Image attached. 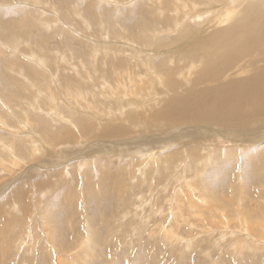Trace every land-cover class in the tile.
I'll return each instance as SVG.
<instances>
[{"label":"bare ground","instance_id":"1","mask_svg":"<svg viewBox=\"0 0 264 264\" xmlns=\"http://www.w3.org/2000/svg\"><path fill=\"white\" fill-rule=\"evenodd\" d=\"M203 1L206 2L207 8H210V12H208V10H207L208 13H205L198 6V4L200 6H202ZM224 1H226V0H192V4L190 3L192 6L190 8H188L187 4H185V3L182 4L183 6L179 3L180 6L175 7V5L171 2V0L160 1V3H158V4L154 3L153 7L158 8V9H156L157 11L165 12L164 17L167 16V20L165 21V23H163V24H165L166 29H167L165 31H167V34H170L169 39L163 37V40L166 39V43H164V46H168L167 49L162 48V46L156 47V46H154L153 43H151V41H157L160 38H162V36H157V34H158L157 30L158 29L155 26H151V23L153 21L151 19V17H150L151 20H147V21L137 20L138 25L135 26L132 30L134 31V30L138 29L137 30L138 32H142L141 36H140L142 40L140 41L141 48L138 47L135 50L137 52L141 53L142 55L144 53L143 63H145V65L147 64L148 66H150L151 71L154 73L152 75H155V80L158 83L163 84L164 89L161 90V93H162V95H166L162 99L155 101V102H157L155 105L149 104V105L144 106L142 104V102H136L135 100L129 101L128 103L125 102L126 105H123L120 102L121 103L120 106L121 105L122 106L120 107V110H117V114H118V117L120 118V120L119 119L113 120V121H115V122H113L112 120H110V117H106L108 120H106L105 123L98 124L97 126L95 124H93V122H90V121L83 119L82 114H81L82 117L76 116L74 118V116H73L74 120H72L71 119L72 117L71 118L69 117L70 119H67V118H65L66 116L63 117V116H60L59 114L57 115V112L56 113L54 112L56 114V116L58 117L57 120H60L61 122H64V123H67V127L62 128V129H64L62 131H60V130L54 131L52 129L45 131V135L46 134H52L55 142L58 141L57 144H59V143H66V142L75 143V142H73L75 140V138H89V139H91L93 137H97V138L103 137V139L104 138L106 139V138H110V137L114 138V137L124 136L129 132V130L126 129V127L128 126L127 124H129V127H131V126L133 127V125L141 126V129H145L146 133L148 132L147 133L148 136L143 137L144 140L141 139L139 142H136L134 140L133 143H131L132 144L131 146H129V145L125 146L129 150H126L124 152L127 154L129 152H130V154L135 153L136 157H133V158H138L141 161V162H139V163H141V165H139V166H142L141 168H138L139 166L137 167V170H136V168H134V166L136 167L137 165H134V159H133L130 162L131 163L130 168L125 169L126 170L125 173L123 171V173L115 174L114 169H113V171L112 170L108 171L107 167L106 168L104 167L106 165L105 162H101V160L95 161V160H93L94 158L89 159L90 155L88 154V151H89L88 149L91 148V146L88 148V147H86L85 144L81 145V146H83V149L85 148L84 149L85 151L82 150L80 152H77L78 155L77 154H75V155H77V158L78 157L80 158L82 154L85 156L83 158L77 159L75 155L71 156V154H69L70 153L69 151H68L69 153H66L67 155L62 153V151L57 153L59 150H54V149H52L46 145H43V147L41 146V148H40V147H38V143L30 140V141H32L31 149L34 151V152H32L33 153L32 156L34 157V155L39 154L40 159H42V161L45 158V161H43V163L40 164L42 167L43 166L49 167L50 168L49 172L53 171V173L55 175H57L59 173L60 176L62 174H65L66 176H69V177L71 176L70 181L71 180L73 181L74 178H75V181H77L78 180L77 178H79V177L76 178L75 174H77V176H78V173H79L78 170L84 169L83 175L86 176V180H85L87 182L86 191H87V194L89 193L88 195H90L89 198H91V199L94 198L93 200H97V196L101 193L102 194L101 199L105 200V201L108 200V202H111V206L114 203V200L116 199L117 195L122 194V189H125V187L126 188H132L133 187L131 184H132V181H135L134 179L136 178V176L138 178V176L140 175L141 178H144V180H145V177H151V176L153 177V173H151L152 174L151 176L149 175L150 173L149 174L147 173L149 170L152 172L153 167H155V170H156V168L161 167V168H164L165 170L169 171L170 173H173V174H170L171 176H169V177L174 178V176L176 175L174 180L176 183L181 181V183H179V185L181 184V187L183 185H186V184L188 185V186L186 185V191L185 192H184L183 188H181V187L178 190V192H173V194H171L172 198L170 197L167 200L168 202L166 204V202L163 201L164 199L161 198L160 194H162L165 191L167 192V190L169 188L165 189V187L163 186L164 190H162L159 187L160 190L155 191L156 193H154L153 191L156 190L158 187L157 186L150 187L153 184V182H150V183H148V188L149 187L151 188L149 190V192H150L149 198L150 199L148 198L150 201L148 203H144L142 205L144 207V209L142 208V211L129 210V212H127V213L125 212L123 215H121L120 220H119L120 227L115 232L118 233L119 230H121L122 227H124L126 224L129 227L133 226L136 229V232L138 233V235L135 233L133 235L134 238H132V237L130 238L129 244L135 245L137 240H138L137 244L140 245V249L145 250V253L143 255L138 253L139 261L136 264H175L174 262H172L174 257L170 251L167 250L166 255L159 253L158 250H160V249L157 246L162 245V244H158V242L155 241L156 242L155 244L157 246H154L155 244H153L152 241L144 239L145 237H148L149 239H153L155 237V240H158L160 238V236L161 237L163 236V238L167 242L166 245L169 247H172V248H175V246H177V245H174L175 244L174 242L180 243L179 239H182L183 237L181 236L180 231H178L179 233L175 231L176 227H174V229H173L170 226V230L167 231V230L162 229L163 231H161V229H160L161 226H159V224H158L160 221H158L157 219L162 218V217H164V219H161L160 224H162V222L164 223L165 220L167 221V219L172 220L171 218H176L178 227H179V225L188 226L192 229L197 228V226L199 227L198 232H201V234L202 233L203 234L202 235L197 234V233L194 234V232H193L194 230H192L186 238L184 237L182 239V240H185V242L180 240L182 243L185 244V245H182V247L185 246V247L189 248V247H191L192 243H194L195 248L197 249V245L199 243L204 242L207 239H211V238L214 239V241H212V242H214V244H213L214 249H216V252L218 254L220 253V255H221L220 259L218 260L219 264H234V262L236 263V261H234V262L232 261L231 263L227 262V258H226L227 255H225L226 251L224 250L225 248L231 249V250H229V252L230 253L233 252V254L235 256L238 253L240 254V253H244L246 251L247 252L255 251V250H257V248L260 247L259 246L260 244H264V240L263 241L257 240L258 236H260V237L264 236V231H262V230H264V225H263L264 224V215L262 216V213H264V203L261 202L259 204V207H258V208H260L259 214H257L255 212L253 215L251 208H249V202L251 201V199L255 195V193H250L249 191H247V189L245 187V184H246L245 180L248 179L247 176H249V174L252 176V174L254 173V178L260 179L261 177H263V179H264V0H228V2H226V3ZM176 2H177V0H176ZM2 3L5 4V2H2ZM215 3H216V6H214ZM220 3H223V4H220ZM94 7L92 4H88V5L84 6V9L86 11H88L90 15H93V13L95 12ZM135 8H136V10L138 9L142 13H145L146 15H153L156 11L154 8L151 10L149 8H145V6L143 4H140L138 6V8H137V6ZM183 8H186L189 10H185V9L182 10ZM10 12H11V10H10ZM78 12L79 11H77V12L75 11L74 13L78 14ZM184 12H185V14H184ZM143 16H144V14H143ZM68 17H71V16L68 15ZM1 19L4 20V26H7L8 23H10L11 30H9L10 32H6L5 35H12L13 33L17 34L19 32V29L16 28V30H15L14 26L17 24L18 21L25 22V20H21V19H18V17H14V15H11V13H7V14L0 13V20ZM41 20H42L41 23L46 24L43 19H41ZM35 21L39 25V20H35ZM143 22L145 25L143 27H140V24H143ZM125 23H128L127 25L129 26V25H131L132 21L126 20ZM133 23H136V22L134 21ZM33 24H34V21H33ZM38 25L35 24V26H36L35 29H38L39 31L44 29L45 25L44 26L39 25V27L37 28ZM73 25H75V24H73ZM54 27H52V29ZM25 28H26V26H24L23 31H20V33H22V34L25 32L30 33V32H32V30H35V29H30V28L25 29ZM63 28L64 27L62 26V29L58 30V31L65 32L66 30H64ZM171 31H173V32H171ZM44 32H46V31H44ZM162 33L163 32H161L160 34H162ZM72 40L74 43H78V41L74 37L72 38ZM24 43H25V41H24ZM30 44H31V42H30ZM20 46H21V44H20ZM20 46H19V48H20ZM145 47H147V48H145ZM149 47H152V48H149ZM15 48H17V47H15ZM107 50H109V48ZM103 52H104V50H103ZM110 52H112L111 54H113V50L112 51L110 50ZM101 54H102V52H101ZM102 55H104V53ZM155 55L158 56L157 61L153 60L155 58L152 59V57ZM21 56H23V55H21ZM17 57H18V55H17ZM99 57H100V54H99ZM1 59H3V58H1ZM105 59H106V57H105ZM112 59H113V57H112ZM107 60H111V58L110 59L108 58ZM113 60H116V59H113ZM101 61H102V57H101ZM103 61H104V59H103ZM137 61H135V62L137 64H139V62H137ZM115 63H117V62L115 61ZM124 63H125V61H124ZM102 64H100V65H102ZM137 64H136V66H138ZM126 65H127V63H126ZM22 66H23V64H22ZM24 66H27V65H24ZM29 66H30V63H29ZM110 66H113V65L110 64ZM84 67H87V66H84ZM96 67L98 68V66H96ZM96 67H94V68H96ZM129 67L130 66H127L126 69ZM138 67H140V66H138ZM101 68H103V66H101ZM131 68H132V66H131ZM110 69H112V68H110ZM143 69L145 70V68H143ZM20 70H22V69H20ZM32 70L34 73V77L39 80V89L36 86H34L35 94H39V97H43L44 99L46 98L49 100V98H47L48 92L46 91L45 87L42 86L43 85V80H42L43 77L42 76L44 74L43 73L44 70L43 69L39 70L36 68H33ZM104 70H107V69L104 68ZM147 70H148V67H147ZM28 71H30V70H28ZM113 71H115V70H113ZM113 71L111 70L110 73L111 72L113 73ZM20 73H22V72H20ZM99 73L102 74L101 72H99ZM104 74H106V73H104ZM21 75L23 76V74H19L18 77L20 78ZM48 76L50 77V80H51L52 76L51 75H48ZM48 76H47V78H48ZM114 76H116V75H114ZM117 76H119V75H117ZM21 78H22V80L24 79L23 77H21ZM45 78L46 77H44V80H45ZM103 78H101V79H103ZM26 79L24 81H26ZM109 79L104 78L103 80H106V82L105 81L104 82L106 84H109V82L111 81V80L109 81ZM119 79H117L118 81L115 79L116 82H118L117 84H119ZM141 79L143 80V77ZM147 80H149V79H147ZM129 81H130V79H129ZM52 82H55V81H52ZM149 82H151V81L149 80ZM49 83L51 85V82H49ZM141 83H143V82H141ZM146 83H147V81L145 82V84ZM44 85H46V83ZM30 86L32 88V85H30ZM127 86H128V84H127ZM132 86H134V85H132ZM139 87H140V85H139ZM141 87H143V86H141ZM130 89H131V87L128 88L129 91H131ZM132 90H134V89H132ZM44 91L46 92L45 95H44V93H45ZM148 91H150V89H148ZM66 92L68 93V91H66ZM134 92H135V90L133 91V93ZM115 93H117V91ZM154 93L155 94L158 93V90L155 89L154 92H153V90L150 91L148 93V95L144 96V98L150 97V98H152V100H154L156 98V97H154ZM79 94H80V91H79ZM117 94H119V93H117ZM126 94H129V93H126ZM73 97L75 98V96H73ZM79 98H80V96H79ZM157 98H159V97H157ZM82 99H83V97H82ZM135 99H136V96H135ZM0 100L5 104V107L9 110V112L13 113L12 112L13 110L9 107V105L5 101H3L4 99L0 98ZM129 100H131V99H129ZM149 100H151V99H149ZM126 101H128V99ZM139 101H141V100H139ZM143 102H144V100H143ZM42 103H44V102H42ZM145 103H146V101H145ZM148 103H149V101H148ZM86 105H87V103H86ZM86 105H84V106H86ZM88 108H89V106H88ZM38 109L40 111H42V109L40 107ZM64 111H63V113H64ZM4 112H6V111H4ZM95 112H96V110H95ZM2 113H3V111H0V130L1 131L2 130L9 131V133H8L9 135L17 136V135H15V132L10 131L11 128L10 129L8 128L10 126H7L6 121L4 119H2V117H1ZM52 113L53 112H51V115H52ZM112 113L116 116L115 112H112ZM55 114H54V116H55ZM98 114H100V113H98ZM70 115H71V113H70ZM56 116H55V118H56ZM116 118H117V116H116ZM114 119H115V117H114ZM33 120H35V119H33ZM124 121L127 123H124ZM49 122H51V121H49ZM31 123H33V122H31ZM57 123H58V121H57ZM64 123L61 124V125H63L62 127H64V125H65ZM17 124H18V122H17ZM31 125H33V124H31ZM154 125H159V127L157 128ZM160 125H162V126H160ZM51 126H53V125H51ZM179 126H182V127H179ZM25 127H27V126H25ZM46 127H47V125H46ZM72 127H75V129L77 127V129L79 130V132L82 136H80V137L77 136L79 132L77 133V135L74 134L73 132H71L72 129H74ZM154 128H157V130L160 128H164V129L162 130V132H160L158 134L157 132L152 131ZM177 129H179V130L176 131ZM179 131H182L181 133H183L184 135L181 134ZM32 133H33V131H32ZM27 134H29V132L27 131V128H25V130H21V132L18 134V136L22 135L24 138ZM45 135H43V137H45ZM162 135H164V136H162ZM63 136H65V137L63 138ZM43 137L40 136V140L44 139ZM32 138L30 137V139H32ZM158 138H160L159 141H157ZM186 138H188V139L186 140ZM14 139L15 138H13L12 142H11V144L13 143L12 148L9 147L11 144L10 145L8 144L9 146H7L1 142L0 145L3 146L5 151H7L6 154L9 157H11L12 160L20 162L21 158H17L18 156L16 157V152H17V150L24 149L23 144L21 143L22 141L17 142L15 140L16 141L15 142ZM129 140H130V138H129ZM28 141H29V139H28ZM158 142L162 143L163 145L162 146L159 145ZM149 143H151V144H149ZM204 143H210L213 145V147H201L200 144H204ZM96 144H98V143H96ZM117 144H121V143H117ZM111 145H112V143H111ZM123 145H126V142H124ZM76 146H72V147H76ZM142 146H144V147H142ZM73 149H76V148H73ZM117 149H119V148H117ZM106 152H108V151H106ZM59 154H61V155L59 156ZM213 155H216V156L213 157ZM61 156L65 157V158H63V162L61 159L58 160V158ZM74 157L76 158L75 161H73ZM47 158H48V160H46ZM49 159H51V161ZM214 159L215 160L219 159L221 161H223L224 159H230L229 165H233L236 167L240 166V168L242 166V168H243L241 175H239V174L236 175V182H235L233 189H232L233 194L231 196L230 201L227 203L224 202V199H220L218 194L217 195L214 194V192H212L210 190V188L208 187L207 183H205V181L203 182V180H205V179H203V178L201 179V177H200V173L202 172V166L201 165H203L204 162H207L208 160L213 161ZM48 161H50V162H48ZM64 161L69 162L70 167L68 166L69 164L67 162H64ZM5 162L7 163V161H5ZM8 163H9V161H8ZM88 163H89L90 167L85 169V165ZM9 164H11V163H9ZM34 166L36 168H38V170H39V168H41V166L40 167H37V165H34ZM87 167H88V165H87ZM97 167H99L100 170L97 171ZM148 167H150V168H148ZM15 168H16V166L14 168H10V169L12 170ZM32 168L33 167L31 166V168H28V170H30ZM36 168H35V171H36ZM161 168H160V171H161ZM134 169H135V171H134ZM192 169L194 170L193 175H194L196 182H194L195 180L194 181L192 180L193 183L189 184L190 182L188 181L189 180L188 178L191 176L187 175V171L188 170L191 171ZM8 170H9V168H8ZM9 172H10V170H9ZM28 173H29V171H28ZM94 173L97 174V176H98L97 185H94L93 182H91V178L94 175ZM23 176H21V178ZM40 176L39 175L37 177L35 176V180H34L36 182L35 185H36V188L38 190L36 195H35L37 197H39V195H42L39 192L45 191L47 188V185H48L47 184L48 179L43 180ZM124 176L128 179V180L126 179V182L124 180H121ZM30 177H29V180H30ZM132 177H134V178H132ZM155 177H157V176H155ZM21 178L19 177V179H21ZM141 178L139 177L138 180ZM19 179H15V180L11 179L13 181L12 182L9 181V183L10 182L11 183L6 185V186H8V187L10 185L12 186V184H14V182L19 180ZM1 180L2 179L0 178V181ZM154 182H155V180H154ZM16 183L19 184V185L17 184L19 187L17 189L13 190V192H14L13 196L12 195L10 196V194L8 196H10L11 202L14 200L24 201V207L26 206V209L22 208V206H23L22 204H21L22 206L20 205V203L22 201L19 202V204H11V202H10V205H12V208L10 206L9 210H11L12 212L13 211L15 212V213L13 212V214L11 213L12 215L17 214V210L24 211V210L28 209L27 205H26V193L27 192H26V189L24 187L25 185L24 184L21 185L19 183V181ZM75 184L77 186L76 182H75ZM114 184H117V189L115 188ZM92 185H94L93 187H95L94 190H93ZM128 185H129V187H128ZM167 185L169 187H171L169 185V183ZM8 187H5V188L8 189ZM78 187H76V188H78ZM113 189H114V191H113ZM1 190H4V188H1ZM13 192L11 191V194ZM96 192L99 194H96ZM78 194H79V192H78ZM78 194H76V195H78ZM152 196L154 199L151 198ZM37 197H34V198H37ZM118 198H119V196H118ZM139 198H141V197H139ZM221 198H223V197L221 196ZM37 199H39V198H37ZM38 202H39V200H38ZM108 202H107V204H108ZM93 203H94V201H93ZM154 203H155V206H154ZM146 204H148V206H146ZM13 205H15L16 209L13 208L14 207ZM202 205H204V207H203L204 209H201ZM93 206H95V208H96L95 203L93 204ZM107 206H105L103 209L106 212V214L108 212V209L106 208ZM131 207H133V206H131ZM207 208L210 210V212L216 213V215L211 214V215H209V218L206 220L210 219L209 220L210 223H212L214 225L221 226L222 227L221 230H218V228H217L216 230H213V231L211 230L210 231L211 233H210L209 232L210 229L208 230L207 227H212V226L206 225V226H203V228L201 229L204 220H202L198 224H196V222L192 221V219L197 218L199 216V214H204V210ZM139 209H140V206H139ZM149 209H151L152 211H148ZM26 212L27 211H25V213ZM207 212H209V211L207 210ZM98 213H100V211ZM217 214H219V215L217 216ZM113 215H111V216H113ZM157 215H160V216H157ZM220 215H222L223 217H221ZM169 216H172V217H169ZM135 217H136V219H135ZM43 218H45V217H43ZM109 219H110V217H109ZM109 219L106 217L104 218V222L107 225V226L105 225L104 229H106L107 231L110 232V226H109L110 224H107V223H110L108 221ZM125 219H127L128 222L123 226L122 220L124 221ZM217 219H218V221H217ZM106 220H107V222H106ZM153 220H154V223H153ZM91 221L95 222L94 216H92L90 218L88 223H91ZM147 222L149 223V225H152V224L156 225V226L151 227V231L148 235L146 234ZM169 223H166V224L168 225ZM46 225H47V222H44L42 224V227L44 228V227H46ZM49 229H50V231L45 230V232H47V234L45 236L43 234V236H44L43 242H44V244H46L44 246V249L52 248V251H50L51 252L50 257H49L50 261L48 263L46 262L43 264H70L72 260H70L69 257L67 259L65 253L69 252L68 250H71V249L68 248L69 246L66 243H65V246H63V244L57 245L55 243V241L57 240V236H58L57 231L58 230L53 226ZM85 229H86L85 232L82 233V237H79L77 239L78 243L76 241L77 245H75V247L80 246L82 249H84L83 257H81V259L79 260V261H81L80 263L81 264H91L87 258L91 257L92 259H95V256L97 255L96 251H95L97 249V248L95 249L96 238L97 239L101 238L99 242H101L102 245H107L111 241H109V239L107 240L108 237L103 238L102 234L100 235V238H98V233L97 232L95 233L92 230V228L89 226V224L87 225V227L85 226ZM203 229L206 230V232L202 231ZM37 230H38V227L33 225L32 231L27 229L25 232H23V234H25V235L19 241V245H22V248L25 247L26 243L30 239L29 237L32 236L31 234H33V236H35V233L37 232ZM70 230H71L70 234L68 233L69 231L64 232L65 237L66 236H69V238L74 237L73 232H72L73 229H70ZM157 232L160 233V236H158ZM111 235L113 236V234H111ZM43 236H42V238H43ZM106 236H108V235H106ZM157 236H158V238L156 239ZM224 236H228L229 238L226 240H223ZM137 237H138V239H136ZM250 237L254 238L256 240V242H254L253 241L254 239L252 240ZM26 238H27V240H25ZM199 238H201L200 242H198ZM48 239L51 242V245H53L54 247L53 246L49 247L47 245ZM141 240H142V242H141ZM30 242L31 241H29V243ZM141 243H143V244H141ZM179 245H181V244H179ZM35 246H36V242L34 243V245H32V247L31 246H29V247L32 249ZM207 246L208 245L202 246L204 248L202 250V253L208 255L209 253L211 254L210 251L212 249L207 250L209 248V246L208 247ZM202 247H200V248H202ZM16 249H18V248H16ZM176 250H179V249H176ZM45 252H47V251H45ZM72 253H73L71 256L72 259H76L77 255L76 254L74 255L73 251H72ZM105 254H106V256H108V251H105ZM246 256H248L247 260H250V257L252 258L253 256H255V254L250 253ZM17 258H15V259H17ZM37 258H39V257H37ZM40 258L43 259V255ZM113 258H114V256H113ZM217 258H219V257H217ZM239 259H237V260L240 262ZM244 259H246V257ZM252 260H253V258H252ZM120 264H129V263H128V261H122V262H120ZM240 264H248V262L247 263L244 262V263H240ZM252 264H255L254 261Z\"/></svg>","mask_w":264,"mask_h":264},{"label":"rangeland","instance_id":"2","mask_svg":"<svg viewBox=\"0 0 264 264\" xmlns=\"http://www.w3.org/2000/svg\"><path fill=\"white\" fill-rule=\"evenodd\" d=\"M0 1H1L0 2V10H1L0 13H5V14L11 13V15H14V17H18V19L25 20V22H22V21L17 22V24L14 26V29L16 30V28H18L19 32L17 34L13 33L12 35H5L6 32H10L9 30H11L10 23H8L7 26H4V20L3 19L0 20V46H1L0 47V98L4 99L3 101H5L9 105V107L13 110L12 111L13 113L9 112V110L5 107V104L1 100H0V108H1L0 111H3L1 117H2V119H4L6 121L7 126H10V127H8L9 129L11 128L10 131L15 132V135H17V136L9 135L8 134L9 131H4V130L1 131L0 130V143L2 142L5 145L9 146L12 142V139L15 138L14 141L15 140L17 142L22 141L21 143L23 144V148H24L22 150H17L16 157L18 156L17 158H21V160H22V161L20 160V162L19 161L17 162V161L12 160V158L6 154L7 151H5L3 146L0 145V178L2 179L0 181V190H1V188H4V190H1L2 192L0 191V214H1L0 215V264H40V263L43 264L46 262L48 263L50 261L49 257H50V254H51L50 251H52V248L44 249V246L46 244H44L43 240H44V236L47 234V232H45V230L50 231L49 228H51L52 226L58 230L57 231L58 236H57V240L55 241V243L57 245L63 244V246H65V243H66L69 246L68 248L71 249V250H68L69 252L65 253L67 259L69 257V259L72 260L70 264H81L80 263L81 261H79V260L81 259V257H83L84 249H82L80 246H79L80 248L75 247V245H77V243H78L77 239L79 237H82V233L85 232V230H86L85 226L87 227L88 224L95 233L96 232L98 233V238H100V235L102 234L103 238L108 237L107 240L109 239V241H111L107 245H102V243L99 242L101 238L100 239L96 238V241H95L96 243L95 242L94 243H95V249L97 248L95 251H96V254L98 256L96 255L95 259H92L91 257L87 258L91 264H120V262H122V261H128L129 264H136L139 261L138 253L143 255L145 253V250L140 249V245L137 244L138 240H137L135 245L129 244L130 238L131 237L134 238L133 235L135 233L138 235V233L136 232V229L133 226L129 227L126 224L128 222L127 219H125L124 221L122 220V223H123L122 225L123 226L125 224L126 225L124 227H122V229L120 228L121 230H119L118 233L115 232L120 227V223H119L120 217L125 212L126 213L129 212V210L142 211V208L144 209V207L142 205L144 203H148L150 201L149 200L150 199L149 198L150 197L149 190L151 189L150 187H153V186L158 187L157 188L158 190L156 189L153 191L154 193H156L155 191H159L160 188L162 190H164V187H165V189L169 188L168 189L169 191L168 190H167V192L162 191L164 194L163 193L160 194L161 198L164 199L163 201L166 202V204H167V202H168L167 200L170 197L172 198L171 194H173V192H178V190L181 187V184L179 185V183H181V181L176 183L174 180L176 175L174 176V178L169 177V176H171L170 174H173V173H170L169 171H167L161 167H160L161 171H160V168H156V170H155V167H153L154 171L152 170V172H151L149 170L147 172L148 174L150 173L149 174L150 176L152 175L151 173H153V177L152 176L151 177H145V180H144V178H141V176L139 175L138 178L140 177L141 179L138 180V178L136 176V178L134 179L135 181H132V184H131L133 187L132 188H126L125 187V189H122V194H120L121 196L117 195L116 199L114 200V203L111 206V202H108V200L105 201V200L101 199V196H102L101 193L99 194L96 192V194L100 195V196L99 195L97 196V200H93L94 198L93 199L89 198L90 195H88L89 193L87 194V191H86V186H87L86 185L87 182L85 181L86 176L83 175L84 169L78 170L79 171L78 176H77V174H75L76 178L79 177V178H77L78 179L77 181H75V178L73 179V181L72 180L70 181L71 176L69 177V176H66L65 174H62L60 176V174L58 173L57 174L58 176H57L53 173V171L49 172L50 171L49 167H47V166L42 167L40 165L41 163H43V161H45V158L42 161V159H40L39 154L34 155V157L32 156V154H33L32 152H34V151L31 149V145H32V141H35L36 143H38V147H40V148H41V146L43 147V145H46V146H49L50 148H52L54 150H59L57 153L62 151V153L67 155L66 153L70 152L69 154H71V156H74L75 154L78 155L77 152H80L82 150L85 151L84 150L85 148L83 149V146H81V145L85 144L86 147H88V148L91 146V148L88 149L89 150L88 154L90 155L89 159L94 158L93 160H95V161L101 160V162H105L106 165L104 167L105 168L107 167L108 171H110V170L113 171V169H114L115 174L123 173V171L125 173L126 172L125 169L130 168V164H131L130 162L133 159H134V165H137L136 167L134 166V168H136V170H137V167L139 165H141V163H139L141 161L138 158H133V157H136L135 153L130 154V152H129L127 154L124 152L126 150H129L125 146H128V145L131 146L132 145L131 143H133L134 140L136 142H139L141 139L144 140L143 137L148 136V134H147L148 132L146 133L145 129H141V126L133 125V127L132 126L129 127V124H127L128 126L126 125L127 127L126 126L125 127H126V129L129 130V132L124 136H119V137H114V138L110 137V138H106V139L105 138L103 139V137H99V138L93 137L91 139H89V138H75V140L73 141L75 143L66 142V143H59V144H57L58 141L55 142L52 134H46L45 135V131L49 130V129H52L54 131H58V130L62 131V130H64L62 128L67 127V123H64V122H61L60 120H57L58 117L55 114L56 112H57V115L59 114L60 116H63V117L66 116L65 118H67V119H70L72 117L71 118L72 120H74V118L76 116H80V117L83 116V119L90 121V122H93V124H95L97 126L100 123H105V121L108 120L106 117H110V120H112V121L118 120V119L120 120V118L118 117V114H117V110H120V107L122 106V105L120 106L121 103L123 105H126L125 102L128 103L129 101L135 100L136 102H142V104L144 106L149 105V104L155 105L157 103L155 101H158V100H160L166 96V95H162V93H161V90L164 89L163 84L158 83L155 80V75H152L154 73L151 71L150 66H148L147 64L145 65V63H143L144 53L142 55L141 53H139L135 50L138 47L141 48L140 41L142 39L140 36H141L142 32H138L137 31L138 29L134 30V31L132 30L135 26L138 25L137 20L147 21V20L152 19L153 21L151 23V26H155L158 29L157 30V32H158L157 36H162V38H160L157 41H151V43H153L154 46H156V47L162 46V48L167 49L168 46H164V43H166V39L163 40V37L168 38V39L170 38V34H167V31H165V30H167L165 24H163L167 20V16L164 17L165 12L157 11L156 9H158V8L153 7L154 3L158 4V3H160V1H165V0H158V1L157 0H3V1L0 0ZM2 2H5V4H3ZM171 2L175 5V7L180 6V4L182 5L184 3L187 4L188 8H190L192 6L191 5L192 0H189V1L188 0H179V1L177 0V2H176V0H171ZM224 2L226 3V2H228V0H226ZM88 4H92L93 7L94 6L96 7V8L94 7L95 12L93 13V15H90L89 12L84 9V6L88 5ZM140 4H143L145 6V8H149L150 10L154 8L156 10L155 13L153 15H146L145 13H142L140 10H138V9L136 10L135 7L137 6V8H138V6ZM220 4H223V3H220ZM198 6L205 13L210 12V8H207L206 2L203 1L202 6L204 8L202 6H200L199 4H198ZM214 6H216V3ZM184 9L189 10L186 8H183L182 10H184ZM10 10H11V12H10ZM207 10H208V12H207ZM75 11L76 12L79 11L78 14L74 13ZM143 14H144V16H143ZM184 14H185V12H184ZM68 15H70L71 17H68ZM150 17H151V19H150ZM41 19H43L46 24L41 23L42 22ZM32 20L34 21V24H33ZM35 20H39V25H42V26L45 25L44 26L45 30L42 29L41 31H39L38 29H35L36 28L35 24L38 25V23ZM126 20H131L132 21L131 25L128 26L127 25L128 23H125ZM134 21L136 23H133ZM73 24H75V25H73ZM39 25L37 26V28L39 27ZM144 25L145 24L143 22V24H140V27H143ZM24 26H26L25 29L30 28V29H35V30H32L33 33L32 32H30V33L25 32L22 34V33H20V31H23ZM62 26L64 27L63 29L66 30L65 32L58 31V30L62 29ZM52 27H54V28L52 29ZM44 31H46V32H44ZM55 32L56 33L58 32V33L56 34ZM161 32H163V33L160 34ZM171 32H173V31H171ZM73 37L78 41V43L73 42V40H72ZM24 41H25V43H24ZM30 42H31V44H30ZM20 44H21V46H20ZM19 46H20V48H19ZM15 47H17L19 50ZM108 48H109V50H107ZM145 48H147V47H145ZM149 48H152V47H149ZM103 50H104V52H103ZM110 50L111 51L113 50V54L115 56L113 54H111L112 52H110ZM95 52L97 54L99 53L100 57H99V54L97 55ZM101 52H102V54L104 53V55H102ZM17 55H18V57H17ZM21 55H23V56H21ZM104 56L106 57V59ZM101 57H102V61H101ZM112 57H113V59H116V60H113ZM1 58H3V59H1ZM108 58L109 59L111 58L112 61L107 60ZM153 58H155V59H153ZM103 59H104V61H103ZM152 59L157 61L158 56L155 55L152 57ZM115 61L117 63H115ZM124 61H125V63H124ZM135 61L139 62V64H137ZM29 63H30V66H29ZM126 63H127V65H126ZM22 64H23V66H22ZM100 64H102V65H100ZM110 64L113 66H110ZM136 64L140 67L136 66ZM24 65H27L29 68L27 66H24ZM90 65L91 66L93 65V66L91 67ZM84 66H87V67H84ZM96 66H98V68ZM101 66H103V68H101ZM127 66H130L129 68H127L128 70L126 69ZM131 66H132V68H131ZM141 66L143 68H145V70ZM94 67H96V68H94ZM147 67H148V70H147ZM33 68H36L39 70H42V69L44 70L43 71L44 74L42 76L43 77V79H42L43 85L42 86L45 87L46 91L48 92L47 98H49V100L46 98L44 99L43 97H39V94H35L34 86H36L39 89V80L34 77V73L32 70ZM104 68L107 70H104ZM110 68H112V69H110ZM20 69H22V70H20ZM28 70H30V71H28ZM111 70L112 71L115 70V71H113L114 74L112 72L110 73ZM19 71L22 73H20ZM99 72H101L102 74H100ZM104 73H106V74H104ZM19 74H23V76L21 75V77L24 78L23 80L21 77L20 78L18 77ZM48 75L52 76L51 80H50V77ZM114 75H116V76L119 75V76L116 77ZM47 76H48V78H47ZM44 77H46L45 80H44ZM103 77L105 79L110 78L109 81L111 80L112 82L110 81L111 83L109 82V84H106L105 83L106 80H103L104 79ZM142 77H143V80L141 79ZM101 78H103V79H101ZM25 79H26V81H24ZM115 79L116 80L119 79V84L120 83L121 84L120 85L117 84L118 82H116ZM129 79H130V81H129ZM144 79L147 81L146 84H145L146 81ZM147 79H149L151 82H149V80H147ZM52 81H55V82H52ZM49 82H51V85ZM141 82H143V83H141ZM45 83H46V85H44ZM127 84H128V86H127ZM30 85H32V88ZM132 85H134V86H132ZM139 85H140V87L143 86V87H141L142 89L139 87ZM130 87H131V89H130L131 91L128 90V88H130ZM154 88L156 90H158V93H156V94L154 93V97H156V98L159 97V98H157V99L155 98L154 100H152V98H150V97L144 98V96L148 95V93L150 91L153 90V92H154L155 91ZM132 89L135 90L134 93H133L134 90H132ZM148 89H150V91H148ZM66 91H68V93ZM79 91H80V94H79ZM116 91L119 94L115 93ZM126 93H129V94H126ZM45 94H46V92L44 93V95ZM72 95L75 96V98ZM79 96H80V98H79ZM81 96L83 97V99ZM135 96H136V99H135ZM141 98L144 100V102ZM127 99H128V101H126ZM129 99H131V100H129ZM149 99H151V100H149ZM139 100H141V101H139ZM145 101H146V103H145ZM148 101H149V103H148ZM42 102H44L45 104ZM86 103H87V105H86ZM83 104L86 106H84ZM37 105L42 109V111H40L38 109L39 107ZM88 106H89V108H88ZM95 110H96V112H95ZM4 111H6V112H4ZM63 111H64V113H63ZM51 112H53V113L55 112L54 114H55L56 118H55L53 113L51 115ZM112 112L116 113L117 118ZM70 113H71V115H70ZM98 113H100V114H98ZM81 114H82V116H81ZM73 116H74V118H73ZM114 117H115V119H114ZM33 119H35V120H33ZM16 121L18 122L19 125L17 124ZM49 121H51V122H49ZM57 121L60 125L57 123ZM31 122H33V123H31ZM113 122H115V121H113ZM63 123L65 124L64 127H62L63 125H61ZM124 123H127V122L124 121ZM31 124H33V125H31ZM46 125H47V127H46ZM51 125H53V126H51ZM25 126H27V127H25ZM154 126L157 128L159 127V125H154ZM160 126H162V125H160ZM179 127H182V126H179ZM25 128H27V131L29 132V134H27L24 138L22 135L18 136V134L21 132V130H25ZM72 128H74V129H72ZM72 128H71L72 129L71 132H73L74 134L77 135V133L79 132L77 127H76L77 130L75 129V127H72ZM157 128H154L152 131L157 132L159 134L164 129V128H160L157 130ZM178 130L179 129H177L176 131H178ZM32 131H33V133H32ZM179 132L181 133L182 131H179ZM181 134H183V133H181ZM43 135H45V137H43ZM164 135H162V136H164ZM40 136L44 138V139H42L43 141L40 140ZM77 136L80 137L82 135L79 132ZM30 137L31 138L33 137V138L30 139ZM64 137L65 136H63V138ZM129 138H130V140H129ZM28 139H29V141H28ZM187 139L188 138H186V140ZM30 140H32V141H30ZM159 140H160V138L157 139V141H159ZM124 142H126V145H123ZM96 143H98V144H96ZM111 143H112V145H111ZM117 143H121V144H117ZM149 144H151V143H149ZM12 145H13V143L9 147L12 148ZM159 145L162 146L163 144L159 143ZM72 146H76V147H72ZM200 146L201 147H213V145L210 143L200 144ZM116 147L119 149H117ZM142 147H144V146H142ZM73 148H76V149H73ZM105 150L108 152H106ZM60 155L61 154H59V156ZM77 155H75L76 158H77ZM84 156L85 155L82 154L80 158H83ZM215 156L216 155H213V157H215ZM63 158H65V157L61 156L58 158V160L61 159L63 162ZM76 158L74 157L73 161H75ZM80 158L78 157L77 159H80ZM46 160H48V158ZM49 160L51 161V159H49ZM214 160L213 161L208 160L207 162H204L203 165H201L202 166V172L200 173V177H201V179L202 178L205 179V180H203V182L205 181V183H207L208 187L210 188V190L212 192H214V194H216V195L218 194L219 198L224 199V202L227 203L230 201L231 196L233 194L232 189H233V186L236 182V175L237 174L241 175L243 168H242V166L240 168V166L236 167L233 165H229L230 159H224L223 161H221L219 159H217L215 161ZM5 161H7V163ZM8 161L11 164H9ZM50 161H48V162H50ZM64 162H67V161H64ZM67 163L69 164V162H67ZM34 165H37V167L41 166V168H39V170H38V168H36ZM87 165H88V167H87ZM15 166H16L15 169H12V170L10 169V168H14ZM31 166L33 168L28 170V168H31ZM68 166L70 167V164ZM89 167H90L89 163L85 165V169H87ZM141 167L142 166H139L138 168H141ZM8 168H9L10 172H9ZM35 168H36L37 172L35 171ZM148 168H150V167H148ZM27 170L29 171V173ZM98 170H100L99 167H97V171ZM134 171H135V169H134ZM193 171H194L193 169L191 171L190 170L187 171V175L191 176L188 178L189 179L188 181L190 182V183L188 182L189 184L193 183V181L195 180L194 175H193ZM20 175L21 176L24 175L22 177L23 179L21 178ZM38 175L39 176L41 175L40 177L43 180L48 179L47 180V184H48L47 188L45 191L39 192L42 194V195H39V197L35 196L38 190H37L36 185H35L36 182L34 181L35 176L37 177ZM155 176H157V177H155ZM19 177L21 179H19ZM29 177H30V180H29ZM132 178H134V177H132ZM247 178L248 179L245 180V183H246L245 187H246L247 191H249L250 193H255V195L252 197L251 201L249 202V208H251L253 215L255 212L257 214H259V211H260V208H258L259 204L261 202L264 203V179H263V177H261L260 179L254 178V173L252 174V176L249 174V176H247ZM11 179H13V180L19 179V180L15 181L14 184H12V186L11 185L9 187L6 186L13 181ZM126 179L127 178L124 176L121 180H124L126 182ZM154 180H155V182H154ZM9 181H11V182L9 183ZM18 181L21 185L22 184L25 185L24 187H25L26 192H27L26 193V205H27L28 209L24 210V211L17 210V214L12 215L14 211L12 212L11 210H9L10 206L12 208V205H10V202H11L10 196L11 195L13 196V194H14L13 190L17 189L19 187L18 186L19 184L16 183ZM75 182L77 183V186H76ZM91 182H93L94 185H97V183H98L97 174L94 173V175L91 178ZM150 182H153V184L148 188V183H150ZM194 182H196V180ZM168 183L171 187H169L167 185ZM94 185H92V187ZM114 185H115V188L117 189V184H114ZM186 185H183L181 187V188H183L184 192L186 191ZM5 187H8V189H6ZM76 187H78V188H76ZM128 187H129V185H128ZM94 188L95 187H93V190H94ZM11 191L13 192L12 194H11ZM113 191H114V189H113ZM78 192L80 195L78 194ZM9 194H10V196H8ZM76 194H78L79 196ZM118 196H119V198H118ZM221 196L223 198H221ZM34 197H37L39 199L34 198ZM139 197H141L142 199ZM151 198H153V196ZM38 200H39V202H38ZM21 201L22 200H20V201L14 200L11 202V204H19V202H21ZM93 201L96 205V208H95V206H93V204H94ZM107 202H108V204H107ZM20 205L22 206L23 209H26V206L24 207V201H22L20 203ZM13 206H14L13 208H15V205H13ZM105 206H107L106 208L108 209L107 214L103 210ZM131 206H133V207H131ZM139 206H140V209H139ZM146 206H148V204H146ZM154 206H155V203H154ZM203 207H204V205H202L201 209H204ZM207 210L209 212H207ZM25 211H27V212L25 213ZM99 211H100V213H98ZM148 211H152V210L149 209ZM211 214L216 215V213L210 212V210L207 208L204 210V214H199V216L197 218H193V219L191 218V219H192V221L196 222V224H198L199 222L204 220L201 229L203 228V226H206V225L212 226V227H207L208 230L210 229L209 232L211 230L212 231L216 230L217 228H218V230H221L222 229L221 226L214 225V224L210 223L209 222L210 219L206 220L209 218V215H211ZM111 215H113V216H111ZM218 215L219 214H217V216ZM263 215H264V213H262V216ZM92 216L95 217V222L91 221V223H88V221L90 220V218ZM157 216H160V215H157ZM220 216L223 217L222 215H220ZM43 217H45V218H43ZM105 217L108 219L110 217V219L108 220L110 223H107V224H110L109 225L110 226V232L107 231L106 229H104L105 225H106V223L104 222ZM169 217H172V216H169ZM135 219H136V217H135ZM161 219H164V217L159 218L157 220L161 222ZM171 219L172 220H169V219H167V221L165 220L166 223L170 222L168 225L165 222L164 223L162 222V224H160V222L158 223L159 226H161L160 227L161 231H163L162 229L168 231V230H170V226H171V228H173V229H174V227H176L175 231L176 232L180 231L181 236L183 238L184 237L186 238L192 230H194L193 231L194 234H196V233L201 234V232H198V229H199L198 226L195 229H192L188 226H183V225H179V227H178L176 218H171ZM217 221H218V219H217ZM44 222H47V225H46V227L43 228L42 224ZM106 222H107V220H106ZM153 223H154V220H153ZM33 225L38 227V230L35 233V236H33V234H31L32 236L30 235L31 237H29L30 238L29 241H31V242L29 243V241H28L26 243V246L22 248V245H19V241L25 235V234H23V232H25L27 229L32 231ZM153 226H156V225L155 224L149 225V223L147 222V227H146V234L147 235L150 233L151 227H153ZM70 229H73V231H72L73 235H74L73 238L72 237L69 238V236L65 237V235H64L65 234L64 232H67V231H69L68 233L70 234V231H71ZM202 231L206 232V230H204V229ZM262 231H264V230H262ZM43 234H44V236H43ZM111 234H113V236ZM157 234H158V236H160L159 232H157ZM106 235H108V236H106ZM42 236H43V238H42ZM158 236L156 237V239L158 238ZM160 238L158 240H155V237L153 239H149L148 237H145L144 239L152 241L153 244L156 243L155 241H157L158 244H162V245H159L160 247L157 246L156 244L154 246H157L160 249V250H158L159 253L164 254V255H166L167 250L170 251L174 257L172 262H174L175 264H219L218 260L220 259L221 255H220V253L218 254L216 252V249H214V246H213L214 242H212V241H214V239H212V238L207 239L206 241L199 243L197 245V249L195 248L194 243H192L191 247H189V248H187L185 246L182 247V245H185V244L182 243L181 241L185 242V240H182L183 238L179 239L180 243L174 242L175 243L174 245H177V246H175V248L179 249V250H176L175 248L167 246L166 245L167 242L163 238V236L162 237L160 236ZM228 238H229L228 236H224L223 240H226ZM136 239H138V237ZM200 239L201 238L198 239V242H200ZM251 239L253 240L254 238H251ZM25 240H27V238ZM257 240L263 241L264 236H261V237L258 236ZM76 241H77V243H76ZM253 241L256 242L255 239ZM35 242H36V246L31 249L29 246L32 247V245H34ZM47 242H48L47 245L49 247L53 246V245H51V242L49 241V239L47 240ZM141 242H142V240H141ZM141 244H143V243H141ZM179 244H181V245H179ZM206 245L209 246V248L207 250L212 249L210 251L212 255L210 253L208 255L202 253V250L204 249L202 246H206ZM259 246L260 247L257 248V250H255V251H249V252L246 251L244 253H240V254L238 253L235 256H234L233 252H231V253L229 252V250H231V249H228V248H225V249L223 248V249L226 251L225 255H227L226 258H227V262H229V263H231L232 261L233 262L236 261V263L234 262V264H238V263L240 264V263H244V262H246V263L248 262V264L249 263L252 264L254 261L255 264H264V244H260ZM200 247H202V248H200ZM16 248H18V249H16ZM45 251H47V252H45ZM72 251L74 252V255L75 254L77 255L76 259H72V257H71L73 254ZM105 251H108V256H106ZM250 253L255 254V256L252 257L253 260L251 257H250V260H247L248 256H246V255H248ZM31 254L32 255L34 254L33 255L34 257ZM42 255H43L44 260L42 258H40V257H42ZM113 256H114V258H113ZM37 257H39L41 260ZM217 257H219V258H217ZM238 257L239 258L241 257V258L239 259ZM245 257H246V259H244ZM15 258H17V259H15ZM237 259H239L240 262Z\"/></svg>","mask_w":264,"mask_h":264}]
</instances>
